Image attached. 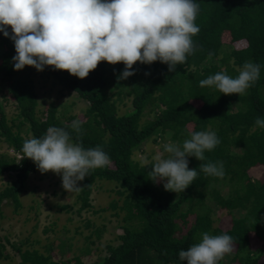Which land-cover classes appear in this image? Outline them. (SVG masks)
I'll return each instance as SVG.
<instances>
[{"label":"trees","instance_id":"trees-1","mask_svg":"<svg viewBox=\"0 0 264 264\" xmlns=\"http://www.w3.org/2000/svg\"><path fill=\"white\" fill-rule=\"evenodd\" d=\"M194 2L199 5L195 23L200 32L192 39L199 48L175 71L159 60L138 61L135 74L119 80L124 64L101 61L81 79L45 66L42 81L76 91L88 102L77 114L55 102L38 107L35 67L14 70V42L0 32V176L13 177L0 187V214L5 203H13L14 210L21 207V194L38 170L31 159H21L24 141L43 137L50 126L65 127L71 142L85 149L99 145L110 158L107 167L90 170L78 181L77 211L92 207L95 185L108 181L118 198L103 208L115 209L123 228L114 242L105 235V226L97 225L83 235L79 249L73 233L52 229L55 221L44 225L31 243L29 238L17 242L0 233V261L187 264L179 259L180 250L199 243L207 232L233 238V251L218 264H264V128L255 124L257 117L264 118V0ZM246 61L261 66L258 81L246 94L225 95L215 87L199 86L200 80L221 71L237 77ZM128 99L131 103L121 111ZM10 101L17 109L11 119ZM74 120L81 121L79 133L67 127ZM197 131L215 132L221 142L205 151L204 161L188 157L189 168L198 175L184 192L166 191L163 182L149 178L153 158L143 162L134 157L150 138L182 145ZM220 162L223 178L207 176L199 167ZM220 210L224 216L214 219ZM86 224L93 225L89 220ZM97 248L107 253L90 259Z\"/></svg>","mask_w":264,"mask_h":264},{"label":"clouds","instance_id":"clouds-1","mask_svg":"<svg viewBox=\"0 0 264 264\" xmlns=\"http://www.w3.org/2000/svg\"><path fill=\"white\" fill-rule=\"evenodd\" d=\"M198 12L194 0H0V32L14 42V70L32 66L43 71L52 66L83 79L101 61L122 62L125 67L118 79L123 80L135 74L133 65L138 61L159 60L169 71L185 63L199 48L192 39L200 32L195 23ZM260 68L246 61L237 77L221 71L200 80L199 86L215 87L225 95H244L258 81ZM255 124L264 128V118L257 117ZM67 127L79 133L81 121L74 120ZM190 136L182 145L165 143L167 156L153 157L149 178L163 182L166 191L184 192L198 175L195 168H189L188 157L204 161L205 151L221 142L211 131ZM21 151V159H31L41 173L62 174L67 192L80 191L78 181L90 175V170L110 164L99 145L85 149L82 143L71 142L65 127H48L43 137L25 140ZM199 167L207 176H224L222 162ZM232 251L230 235L205 232L199 243L180 250L179 259L187 264H218Z\"/></svg>","mask_w":264,"mask_h":264},{"label":"rangeland","instance_id":"rangeland-1","mask_svg":"<svg viewBox=\"0 0 264 264\" xmlns=\"http://www.w3.org/2000/svg\"><path fill=\"white\" fill-rule=\"evenodd\" d=\"M35 72L36 88L39 93V105L41 109L48 103L55 102L60 108L63 106L69 109L71 113H79L84 110L88 102L82 99L76 91L68 89H62L60 86L53 85L50 80L42 81L40 71L33 68ZM130 100H126V104H123L120 108L124 111L130 104ZM8 117H15L17 109L13 101L7 104ZM155 136V135H154ZM166 142L160 138L158 140L148 139L144 144V150L141 148L136 149L134 153L135 159H139L143 162H147L157 154H163L167 156V153L163 152V145ZM39 175L42 178L39 179ZM10 175L0 176V187H3L9 179H12ZM112 183L102 180L98 181L93 190V206L83 209L78 212L79 202L76 201L77 192H67L62 187V174H56L51 171L41 173L37 170L34 173L29 182L26 185V189L21 194V207L14 210L13 203H5L2 205L3 216L0 214V233L3 235H9L13 240L21 242L29 238L31 243L36 235L41 233L44 225L50 223L53 224L54 231H60L63 234L73 233L76 244L80 248L83 243V235L89 233L91 229L98 226H105V235L112 241L118 242L115 239L118 234L123 232L121 222L118 215L115 213V209L106 207L109 201L118 195L113 191ZM55 191V193L53 192ZM121 202V200H119ZM63 204H69L68 207L59 208ZM58 209V211H55ZM214 219H219L224 216V211L220 210L218 213L213 214ZM90 221L92 226L87 225V221ZM78 237V238H77ZM44 242H47L44 237ZM82 242V243H81ZM80 244V245H79ZM94 251L90 259H96L99 254H106L104 249L97 248ZM79 252V250H76ZM0 264H18L17 259L14 260H2Z\"/></svg>","mask_w":264,"mask_h":264}]
</instances>
